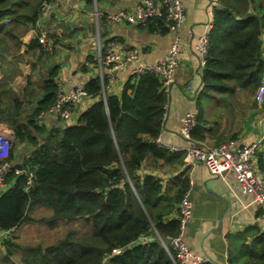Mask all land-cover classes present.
<instances>
[{
  "label": "trees",
  "instance_id": "16d2710c",
  "mask_svg": "<svg viewBox=\"0 0 264 264\" xmlns=\"http://www.w3.org/2000/svg\"><path fill=\"white\" fill-rule=\"evenodd\" d=\"M34 1L28 4L30 14H24L10 9L8 0H0V35L12 40L0 38V59L7 49L20 50L24 27L39 21L45 0ZM220 5L202 74L204 92L224 96L237 89L254 91L264 75L260 43L264 0H220ZM214 31L220 35L213 36ZM28 48L45 52L39 37ZM8 76L14 79L13 72ZM133 78L121 97L107 94L105 102L100 80L89 82L96 103L77 125L46 138L47 131L37 120L56 98L58 86L52 78L42 86L48 94L33 113L23 112L24 103L18 100L7 109L15 134L11 160L15 144L28 143L33 150L21 164L22 172L13 169L8 175L7 184L13 186L0 196V230L28 222L29 209L40 204L52 210L51 224L81 221L88 228L84 234L70 231L45 250L32 249L26 264H176L177 252L169 242L178 236L180 222L162 219L172 201L163 202L158 179L140 176L139 171L148 157L175 161L184 154L170 153L157 143L169 99L161 80L152 75ZM187 189L183 183L174 200L180 203ZM144 237L152 240L134 246Z\"/></svg>",
  "mask_w": 264,
  "mask_h": 264
},
{
  "label": "crops",
  "instance_id": "0c3cea01",
  "mask_svg": "<svg viewBox=\"0 0 264 264\" xmlns=\"http://www.w3.org/2000/svg\"><path fill=\"white\" fill-rule=\"evenodd\" d=\"M8 1L12 6L10 9L24 14H30L28 4L35 2ZM48 1L41 3L39 15L42 6ZM96 2L99 11L108 13L122 9L133 10L142 0ZM19 3H22L23 8ZM94 3L95 0L65 1L48 16L39 17V23L49 34L47 40L51 44L49 49L40 41L45 52L38 49L29 51L28 46L32 40L40 37L36 25L31 22L26 24L23 35H20V50L5 51L0 59V132L11 135L15 141L14 131L8 125L10 116L7 109L18 100L24 103L23 112L33 113L47 97V91L42 89L46 80L52 78L58 88L70 93L77 84H88L99 79L98 34L101 35L104 46L116 43L122 52L129 47L140 50L136 64L111 74L105 72V81L110 84L107 93L119 97L122 96L127 82L135 81L134 67L145 66L165 58L172 44L178 41L182 47L180 66L174 83L166 92L169 99L159 137L160 146L187 148L190 141L180 132L182 119L186 114L198 111V124L192 138L203 146L214 148L233 143L234 148H241L262 139L258 165L264 175V104L256 102V90L252 91L253 95L249 98H245V95L251 91L245 89H237L233 95L224 96L216 92L203 93L202 74L205 65H201L194 48L197 40L208 31L207 27L211 22L210 0H183L187 20L178 30L171 29L163 19L153 20L145 28L109 24L104 19L97 22L93 16ZM220 8L221 5L216 11ZM4 35H0V38L12 41ZM260 43L264 63V33L260 36ZM10 71L14 74L13 81L12 77L8 76ZM110 76L113 81L109 80ZM190 86H193V89H190ZM202 94L205 95V105L200 101ZM96 100L85 99L76 109L72 120L66 123L69 124L67 126L77 125L81 115L95 104ZM37 124L45 128V134L48 135L65 127L60 119L47 114L46 111L39 114ZM25 144L24 147L17 145L20 147L18 156L15 144V165H21L32 154V147L28 143ZM16 156L19 158L17 161ZM154 161L152 157H148L139 175H152L158 179L162 184L163 202L172 201L171 210L163 215L164 222L179 221V200L174 199L179 196L183 183L188 186L184 196L188 195L192 206L191 219L182 234V240L191 253L206 258L204 264H264L262 211L252 203L249 196L242 193L234 174L228 173L225 178L214 176L202 164L187 168L183 158L175 161ZM12 186L13 184L7 186L6 190ZM41 214L45 216L43 219H48L47 223L51 227L53 212L47 205L40 204L29 209L30 221L4 234L0 249L3 250L5 260L14 261L13 253H8L9 245L22 249L25 241L34 239L35 234L40 233L35 226L40 224L36 223V216ZM147 240L152 238H141L134 246Z\"/></svg>",
  "mask_w": 264,
  "mask_h": 264
},
{
  "label": "built area",
  "instance_id": "2783aa9c",
  "mask_svg": "<svg viewBox=\"0 0 264 264\" xmlns=\"http://www.w3.org/2000/svg\"><path fill=\"white\" fill-rule=\"evenodd\" d=\"M69 0H49L41 8V15L48 16L61 3ZM210 19L208 31L204 33L198 40L194 48L195 55L198 56L201 65H205L206 59L211 48L210 31L214 27V16L216 8L220 6V0H210ZM93 16L97 22L104 19L109 24H124L137 27H147L150 22L156 19H163L173 30H178L187 20V12L183 0H142L133 10L122 9L116 12L104 13L99 11L95 0ZM39 18V20H40ZM39 31L40 41L47 48L51 44L48 41V33L39 21L36 24ZM210 30V31H209ZM98 48V65L100 69L99 80L102 86V97L106 101L107 92L110 88L108 81L106 82L105 72L122 70L129 65H134L140 57L138 48L129 47L126 51L119 50L118 44L110 43L103 45L101 35H97ZM182 47L178 41L172 44L168 55L155 63L145 66H136L133 68L134 76L152 75L160 79L163 89L168 92L170 86L175 81L178 68L180 66V51ZM113 81V77H109ZM106 82V83H105ZM193 89V86L189 87ZM93 98L89 93L87 84H77L75 89L67 93L63 88H58L56 98L52 106L46 111L60 119L64 124L70 122L79 105L85 100ZM256 102L260 105L264 104V75L260 80L259 86L255 94ZM198 111L186 114L181 123L180 132L183 137L190 141L187 148L168 147L162 145L165 150L173 154H184V161L187 168L196 164L205 165L210 173L214 176L225 178L226 174L235 175L237 183L243 194L252 199V203L262 211L264 218V175L260 172L258 165V152L262 143L259 139L248 146L234 148L233 143L224 144L218 147L209 148L201 143L193 140L192 133L198 123ZM160 145V138L157 139ZM14 147V137L9 134L0 132V192L7 189V178L13 169L17 174L19 170L15 168V163L11 160V152ZM30 179L32 174H30ZM180 209V232L177 237L172 238L169 247L177 252L176 264H204L206 258L191 253L182 240V234L186 225L191 219V203L188 195H185L179 203ZM8 230H0V243L4 239V234ZM168 249V246L166 247ZM121 250H114L119 254Z\"/></svg>",
  "mask_w": 264,
  "mask_h": 264
},
{
  "label": "rangeland",
  "instance_id": "374dc122",
  "mask_svg": "<svg viewBox=\"0 0 264 264\" xmlns=\"http://www.w3.org/2000/svg\"><path fill=\"white\" fill-rule=\"evenodd\" d=\"M219 36L220 32H215L213 36ZM216 40L213 39V42H215ZM14 80V79H13ZM12 80V81H13ZM18 86V84H16ZM19 89V88H18ZM257 90V89H256ZM204 94H211V93H215L213 91L211 92H204ZM256 93V91H255ZM204 94H202V97L200 98L201 104L205 105L206 100L203 99V97L205 96ZM253 95V92L251 91V93H246L245 98H249ZM200 104V105H201ZM20 147H18L16 145V153L18 156V152H19ZM171 153V152H170ZM15 157V161L19 160L18 157ZM45 218V216L41 215H37L36 216V223H40L37 226H35V228H38V230L40 231V233L35 234L34 239L32 240H27L25 241L24 244H22V249H18L14 246L9 245V250L8 253L11 252L13 253V260L14 261H10L8 262V260H5L3 257V250L0 249V264H26L25 263V258H29L31 254L32 249H42L45 250L47 247L58 243L59 241L63 240L66 235L70 232V231H76L79 232L80 234H84L85 232H87L88 228H85V226L83 225V222L81 221H74V222H67V221H60L58 223V225H52L51 227L48 225V219H43ZM30 221V220H28ZM34 221V220H33ZM35 222V221H34Z\"/></svg>",
  "mask_w": 264,
  "mask_h": 264
},
{
  "label": "water",
  "instance_id": "95a60500",
  "mask_svg": "<svg viewBox=\"0 0 264 264\" xmlns=\"http://www.w3.org/2000/svg\"><path fill=\"white\" fill-rule=\"evenodd\" d=\"M67 125H69V124H64V126L65 127H67ZM257 132H258V130H257ZM48 136V134H45L44 135V138H46ZM15 168L17 169V170H19L20 172H22V170H23V168H22V166L20 165V164H16L15 165ZM2 195V192H0V196Z\"/></svg>",
  "mask_w": 264,
  "mask_h": 264
}]
</instances>
